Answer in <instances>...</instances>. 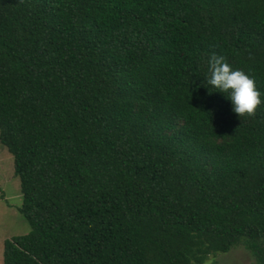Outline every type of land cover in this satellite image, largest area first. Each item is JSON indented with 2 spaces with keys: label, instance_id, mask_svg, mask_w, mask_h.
<instances>
[{
  "label": "trees",
  "instance_id": "1",
  "mask_svg": "<svg viewBox=\"0 0 264 264\" xmlns=\"http://www.w3.org/2000/svg\"><path fill=\"white\" fill-rule=\"evenodd\" d=\"M212 52L264 95V0H0L3 264H264V103L207 95Z\"/></svg>",
  "mask_w": 264,
  "mask_h": 264
},
{
  "label": "rangeland",
  "instance_id": "2",
  "mask_svg": "<svg viewBox=\"0 0 264 264\" xmlns=\"http://www.w3.org/2000/svg\"><path fill=\"white\" fill-rule=\"evenodd\" d=\"M22 205L20 180L14 174L12 155L0 144V264L4 261V243L30 231L29 221L19 208ZM204 264H255L254 256L239 245L225 253L212 256Z\"/></svg>",
  "mask_w": 264,
  "mask_h": 264
},
{
  "label": "clouds",
  "instance_id": "3",
  "mask_svg": "<svg viewBox=\"0 0 264 264\" xmlns=\"http://www.w3.org/2000/svg\"><path fill=\"white\" fill-rule=\"evenodd\" d=\"M206 67L201 81L206 94H222L237 117L251 115L259 104L264 103V95L258 90L254 77L244 69L234 67L224 55L212 52L207 56ZM196 86L200 87L199 84Z\"/></svg>",
  "mask_w": 264,
  "mask_h": 264
}]
</instances>
